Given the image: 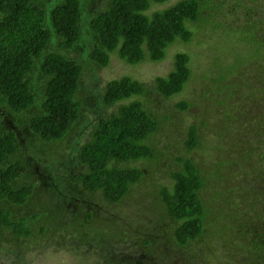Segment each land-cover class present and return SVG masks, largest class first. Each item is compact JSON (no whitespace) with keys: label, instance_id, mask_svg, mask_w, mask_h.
I'll return each instance as SVG.
<instances>
[{"label":"trees","instance_id":"1","mask_svg":"<svg viewBox=\"0 0 264 264\" xmlns=\"http://www.w3.org/2000/svg\"><path fill=\"white\" fill-rule=\"evenodd\" d=\"M165 1L108 0L104 7L97 8L87 21V29L96 39V46L90 52L91 60L105 66L109 54L115 51L120 60L130 65L144 61L159 62L164 59L171 44L178 40L187 42L192 35L190 28H195L201 21L203 6L200 0H178L166 8L149 12L153 4ZM80 2L0 0V105L14 116L30 110L31 106L35 107L36 96L39 95L41 111L30 118L29 130L42 141L63 139L79 117L82 103L76 93L80 64L76 59L45 50L52 36L57 39L60 49L80 45L83 15ZM247 2L248 6L243 1L234 7L238 20L243 18L244 21L238 30L246 29L241 41L249 47L248 56L240 62L243 67L237 68L236 65L229 74L224 75L216 72L204 75L203 69L199 74L202 80L206 76H212V80L218 83L224 79L222 84L214 85L224 87V100L229 99L236 106L235 109L226 106L228 111L218 119L223 122L230 114L232 118L239 117L241 120L236 126H242V147L234 174L239 173L236 176L238 182H252L241 187L237 184L235 188L229 181L222 186L221 193L227 213L235 214L238 211L233 217L236 226L226 221L227 229L225 226L211 229L216 216L215 210L210 209L211 195L212 191L217 192L221 187L212 175H207L205 178L209 177L210 187L203 196L207 187L203 170L198 166L199 161L193 162L189 158H176L181 167L170 172L171 182L154 186L155 181H152L150 203L144 204L137 196L140 199L137 203H131L128 199L131 187L144 172L134 166L120 164L153 160L154 151L148 143V136L156 131L158 123L148 110L149 106H145L141 100L145 86L126 75L106 82L103 102L112 105L130 97L132 100L120 103L116 113L114 111L96 119L90 139L78 148L75 157V167L78 166V169L75 173L64 166L60 175L62 178L54 175L44 182L39 179L19 185L18 180L24 173L28 176L30 166L28 160L22 159L18 153L16 133L2 132L0 231L8 234L17 247H26L24 251L27 252L30 240H41L39 246L45 247L48 242L44 235L52 233L53 227L59 233L56 247L64 248L71 255H78L77 249H80L83 252L93 251L101 257L105 254L101 250L104 242H109L107 247L112 248L116 243L123 245V242L134 241L139 251L156 253L155 256H158L160 252L148 250L149 245L166 242L173 248L189 253L200 252L199 249L204 247L211 250L212 244L220 239L219 233L222 236L229 233L227 239L234 241L231 249L233 257L242 256L244 259L240 264H264V214H261L262 211L255 212V205L264 203V13L253 19L247 18L252 13V0ZM254 28L261 35L254 36ZM224 31L221 33L235 32L233 29ZM172 60L171 70L165 75H155L152 80L155 91L164 97L180 93L188 82L197 78V74L191 71L186 52H176ZM35 70L43 86L38 93L32 90L30 84L31 73ZM176 106L184 110L187 103L180 101ZM202 116L206 118L205 114ZM200 122L206 125L212 120L202 119ZM213 126H207L204 130L212 135L216 132ZM204 135L209 138L205 132ZM199 142L196 126L190 124L184 145L189 150L196 147L201 151L203 145ZM204 144L209 145L208 142ZM213 151L221 152L222 147L215 145ZM249 166L254 170L251 174L247 173ZM41 190L50 192L45 202L39 205V211L17 216L15 209L27 205L30 197ZM254 195L259 196L257 202L249 200L250 205L244 202L246 197L249 199ZM90 197L104 199L99 203L102 210L93 209L88 202L91 201ZM48 200L55 203L47 204ZM73 204L76 207L73 208ZM115 205L121 209V219L101 214L109 212L106 210H111ZM234 205L237 206L232 209ZM147 215L148 219L145 220ZM64 234L71 243L63 240ZM196 245H199L198 248ZM216 249L214 253L218 255ZM238 250H242V253ZM207 261L204 257L203 263ZM96 263L94 261L92 264ZM112 263L114 261L109 264Z\"/></svg>","mask_w":264,"mask_h":264},{"label":"rangeland","instance_id":"2","mask_svg":"<svg viewBox=\"0 0 264 264\" xmlns=\"http://www.w3.org/2000/svg\"><path fill=\"white\" fill-rule=\"evenodd\" d=\"M57 1L55 0V2ZM80 1L83 10L80 45L76 48L60 49L57 45V39L52 36V40L48 43L45 50L47 52L59 53L65 58L76 59L81 67L76 95L82 104H80L78 119L68 129L65 137L59 141H42L30 132V118L35 113L37 114L39 110L41 111V105H38L40 101L39 95L36 96L35 103L37 105L35 107L31 106L30 110L17 113L14 116L10 113L11 111L8 109L4 110L2 108L4 106L0 105V135L4 131H14L16 133L19 140L18 153L22 159L28 160V165L30 166L28 176L24 173V176L18 180V184L22 185L39 179L44 182L47 177L51 178L54 175L62 178L63 176L60 175L63 173L64 166L70 168L71 173H75L78 169V166L75 167V157H77L78 148L82 143L90 139L96 119L100 116L111 114L114 111L116 113L120 108L118 106L120 103L132 100V97H130L112 105H107L103 102L106 82L127 75L140 81L145 86V94H143L141 100L145 106H149L148 110L158 123V126L156 124V131H153L148 136V143L154 151L153 160H140L120 164L121 166H134L144 172L141 179L131 187L128 199H130L131 203H137V200L139 201L140 199L144 204L150 203L152 181H155L154 186L171 182L170 172L181 167L176 158L185 157L193 162L199 161L198 166H201L203 170V174L201 173L203 178L207 175H212L214 181L221 187L217 192L212 191L211 195L212 207L210 209L213 208L216 212L215 221H212L211 229L216 230L224 226L227 229L228 225L226 221L236 226L237 222L233 220V217L236 216L238 211L235 214L227 213V208L223 206L225 199L221 193L223 192L222 186L227 185L229 181H231L234 187L237 184L241 187L246 183L250 184L252 182L251 180L238 182L236 176L239 173L234 174L236 172L235 163L239 160V151L242 147L240 136L242 126H236L237 123H241V120L239 117L232 118L230 114L226 116L223 122L218 119L222 118L228 111L226 106L234 109L236 106L229 99L227 101L224 100V87L222 89L221 86H215L214 83L217 84L218 82L213 81L212 76H206L202 80V78H199V74L203 69L204 75L213 72L224 75L229 74L230 70H233L236 65H238L237 68L243 67L241 63L248 56L249 47L245 42L241 41L246 34V29L238 30V26L243 25L244 21L243 18L240 21L238 20V13L234 10V7L243 1L246 2V5H249L248 0H200L203 7L201 8V21L198 23V26L190 28L192 35L187 42L178 40L171 44L167 48L164 59L159 62L144 61L139 64L130 65L120 60L114 51L109 54L108 63L105 66H99L91 60L90 52L96 46V39L88 31L87 21L97 8L104 7L108 0ZM177 1L166 0L160 4H153L149 12L161 10ZM251 6L252 13L247 18L253 19L264 13V0H252ZM225 29H233L235 32L222 34L221 31L225 32ZM256 30V28L252 29L254 36L261 35L260 32L256 33ZM176 52H186L188 54L189 66L192 73L197 74V78L188 82L180 93L171 97H164L155 91L152 80L155 75H165L171 70L172 57ZM38 75L39 73L35 70L30 76L31 88L35 93H38L43 88ZM234 80L238 81L237 78H234ZM223 82L224 79L218 85ZM180 101L187 103V107L184 110L176 106ZM203 114L206 115V118L202 116ZM202 119L205 121L212 120V122L203 125L200 122ZM190 124L196 126L197 135L200 140L199 143L203 145L201 151L196 147L189 150L184 145ZM210 125H214L213 127L216 131L212 135L204 130V128ZM209 129L210 127H208ZM204 132L208 135V139L205 137ZM222 133L225 134L220 136ZM205 142H208L209 145L204 144ZM215 145H220L222 151L214 152ZM253 171L249 166L247 173L251 174ZM208 178H205V186L207 187L204 190L203 196L208 193L210 187V179ZM213 190L217 189L214 188ZM38 192L36 196L32 195L30 197L27 205L15 209L17 216L39 211V205L47 199L50 190ZM240 194L242 195L244 192H240ZM258 198V195L251 196L249 199L246 197L244 202L250 205L249 200L255 203L259 200ZM90 199L91 201L88 202L92 205L93 209L102 210L99 207V203L104 201L103 198L97 200L94 197H90ZM53 203L55 202L47 201V204ZM43 205L46 206V203ZM236 206L234 205L232 209ZM72 207L74 208L76 205L73 204ZM72 207L71 210L73 209ZM255 208L256 213L262 211L261 214H264V203H258V205H255ZM106 211L111 213L104 212L101 214L117 216L119 219L122 218V215L119 214L121 209H118V205L112 206L111 210L107 209ZM44 219L46 220V217ZM147 219L148 215L145 217V220ZM51 228L52 233L48 232L47 235H44L48 244L46 243L45 247L39 246L41 240L32 241L29 239L31 245H28L29 250L27 252L24 251L26 247H17L15 241L8 234L0 231V264H92L94 261H97L96 264H109L113 261L114 263L112 264H240L242 261L244 262L242 256L233 257L234 254H232L231 249L233 250L234 241L233 239H227V235L230 237L229 233L225 236L219 233L220 239L218 242L212 244L213 248L211 250L208 247L200 248V252L196 250L189 253V251H184L180 248H173L166 242H156L151 246L149 245L148 250L160 252V254H157L158 256H155L156 253L139 251L134 246L136 245L134 241L123 242V245L116 243V246L112 248H110L111 246L107 247L109 242H104L101 250L105 254L101 257L93 251L83 252L80 249H77L78 255H71L64 248L56 247V244H59V239H57L59 233H56L55 228ZM32 229L35 231L34 226H32ZM63 240H67L69 243L72 242L68 236L66 237V234H64ZM170 243L172 244V241ZM198 246L196 245V248ZM215 248H217L218 255L214 253ZM211 251L212 253H210ZM82 252L85 254H82ZM238 252L242 253V250H238ZM189 257H191L190 260H188ZM204 257L209 261L203 263ZM126 258L129 259V262H126L128 261Z\"/></svg>","mask_w":264,"mask_h":264}]
</instances>
